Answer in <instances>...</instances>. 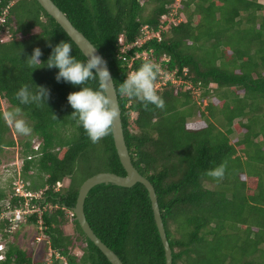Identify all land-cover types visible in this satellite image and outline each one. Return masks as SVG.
<instances>
[{
	"label": "trees",
	"instance_id": "1",
	"mask_svg": "<svg viewBox=\"0 0 264 264\" xmlns=\"http://www.w3.org/2000/svg\"><path fill=\"white\" fill-rule=\"evenodd\" d=\"M51 2L106 61L124 144L131 165L154 190L171 264H264V0H180L160 39L138 46L132 44L139 29L156 31L165 25L162 18L175 0ZM4 10L0 100L6 111L20 107L32 129L19 142L20 180L30 192L46 188L42 198L51 208L41 220L51 248L68 264H109L74 216L62 210H72L85 179L97 173L125 175L111 133L92 143L71 117L67 96L80 86L57 82L58 69L46 63L49 45L61 41L72 45L77 60H86L35 0H0V15ZM179 16L184 20L176 22ZM119 37L131 46L128 50L120 52ZM34 48L41 50L42 64L29 67L27 57ZM149 60L184 81L156 88L164 100L162 109L149 104L146 110L139 100L119 92L126 77ZM24 85L32 92L35 86L46 87L49 99L39 106L20 104L16 93ZM85 86L97 90L100 83L89 80ZM2 114L0 109V164L5 150L15 145ZM222 162L227 163L222 180L206 175ZM64 179L67 184L56 189ZM14 182L7 177L0 187V203L7 201L11 208L18 204L11 197ZM83 213L93 234L122 264H164L142 185H97L88 191ZM28 222L35 225V216ZM67 224L70 234L64 231ZM6 226L0 222L5 247L0 264H30L31 250L17 245L12 239L18 231L8 235Z\"/></svg>",
	"mask_w": 264,
	"mask_h": 264
},
{
	"label": "clouds",
	"instance_id": "2",
	"mask_svg": "<svg viewBox=\"0 0 264 264\" xmlns=\"http://www.w3.org/2000/svg\"><path fill=\"white\" fill-rule=\"evenodd\" d=\"M49 47H52V52L46 62L47 68L58 69L55 77L57 82L63 80L73 86H80L79 91L69 93L67 96V102L74 110L71 117L83 127L92 143H98L110 133L114 121L118 118L117 106L113 103L112 96L108 94L109 89L112 88V78L107 69L106 61L96 54V49L87 55L86 62L79 61L72 55V45L65 41H61L54 47L49 45ZM41 56V50L34 48L32 54L27 57L28 66L34 67L42 64L39 59ZM160 72L159 64L150 60L142 63L138 70L130 73L119 85L120 94L139 100L146 110L149 104L162 109L164 100L158 95L155 86ZM96 79L100 82L97 90L87 86L81 87L89 80ZM35 88L36 91L32 92L28 85H24L18 90L16 98L20 104L36 103L38 106L45 104V101L50 97V90L44 86H35ZM2 115L8 124L14 126L17 133L23 135L31 133L32 129L22 118L20 107L4 111ZM53 117L56 119L54 115ZM226 168L227 163L222 162L215 168L208 170L206 175L214 180H222ZM17 231L16 237L21 229ZM15 238L12 240L14 241Z\"/></svg>",
	"mask_w": 264,
	"mask_h": 264
},
{
	"label": "water",
	"instance_id": "3",
	"mask_svg": "<svg viewBox=\"0 0 264 264\" xmlns=\"http://www.w3.org/2000/svg\"><path fill=\"white\" fill-rule=\"evenodd\" d=\"M40 8L53 19V21L61 28L66 34L69 40L76 46L79 52L83 55L85 60L87 55L95 48L88 42V40L78 32L67 20L65 15L51 2V0H35ZM96 54L99 53L96 50ZM100 56V55H99ZM108 69V68H107ZM100 83V82H99ZM110 96L113 98V103L117 106L116 94L112 84V88L109 89ZM118 110V118L114 121L111 128V137L113 147L118 158L119 164L124 171V176H117L112 173H97L87 179H85L78 188L74 206L72 207V213L76 220V223L84 236L98 249V251L104 256L109 264H122L120 260L110 251L105 245H103L99 239L93 234L89 228L83 213V202L90 189L100 184H110L117 187L128 188L138 183L145 189L150 208L152 212L153 221L158 233V237L163 249L164 264H171V252L165 237L161 218L158 211L156 202V196L151 184L143 178L131 165L127 149L124 144L123 134L120 123V112Z\"/></svg>",
	"mask_w": 264,
	"mask_h": 264
},
{
	"label": "built area",
	"instance_id": "4",
	"mask_svg": "<svg viewBox=\"0 0 264 264\" xmlns=\"http://www.w3.org/2000/svg\"><path fill=\"white\" fill-rule=\"evenodd\" d=\"M179 1L180 0H175V4L178 5L177 7H179ZM174 6L172 8H175ZM172 8L169 13L162 18L166 24L157 26L156 31H152L148 26L141 27L139 29V38L134 41L132 46L141 45L151 39H156V41H158L160 39L159 32L167 30L168 24L176 15V9L173 11ZM5 15L6 11L4 10L0 15V27L3 25ZM1 41L2 38L0 39V42ZM117 44L120 47V52H124L131 47L124 46L120 37L117 39ZM137 57L138 55L135 56V58ZM166 82L175 85L184 83L181 79L175 78L174 74H164V72L161 71L159 74V82L156 83L155 86L157 88L160 85H164ZM25 185H27V183H23L21 180L19 183L13 185L14 187L11 197L18 199L17 206L11 208L7 201H2L0 203V222L5 221L7 224L6 230L3 231L10 235L21 229V232L18 234L20 238L19 244L23 241L25 245V239L29 237L28 247L30 246L29 249L31 250L30 264H33L36 261L41 262L42 264H68L66 259L57 250L51 248L49 241L43 234L45 228L42 224L41 215L47 209L51 208V206L45 205V199L42 198V192L46 188L42 189V191L30 192L25 190ZM56 185H58V183ZM62 210L65 211L68 217L73 215L71 210L69 211L64 207H62ZM31 216H35V225L28 222V219ZM4 251L5 247L3 243L0 242V262L5 259Z\"/></svg>",
	"mask_w": 264,
	"mask_h": 264
},
{
	"label": "rangeland",
	"instance_id": "5",
	"mask_svg": "<svg viewBox=\"0 0 264 264\" xmlns=\"http://www.w3.org/2000/svg\"><path fill=\"white\" fill-rule=\"evenodd\" d=\"M177 6L178 5L175 4L174 6L175 8H172V10L174 11L175 9H177ZM182 20H184L183 16H179L178 18H175L176 22L182 21ZM4 39L7 40V37L4 36ZM205 103H206V100L204 99L201 102L200 108H203L205 106ZM6 108H7V104L3 100H0V109L2 113L6 111ZM7 125L9 127V133L7 134V136L14 141L15 145L14 147L8 148L7 150H5V152L2 154V159H1V164H0V187L4 186L5 180L7 179V177L14 178L15 180L14 184L19 183L20 181L19 170L21 167V157H20L21 148L19 146V142H23L25 138L27 137V135L17 133L13 125H10L8 123ZM229 140H230V143H233L235 140V136L231 135ZM33 146L36 147V142H34ZM66 184H67V179H64L61 183L56 185L55 188H59L60 186L63 187ZM71 230H72V227L69 224H67L66 227H64V231L66 234H70ZM19 239H20L19 236H17L14 240L17 245H19V242H20ZM28 240H29V237L25 239L26 241L25 245H24V242L21 241V245L25 246L24 248L28 247ZM74 254H76V256H79L80 255L79 250L75 249Z\"/></svg>",
	"mask_w": 264,
	"mask_h": 264
}]
</instances>
